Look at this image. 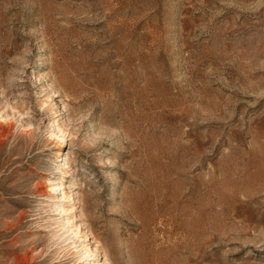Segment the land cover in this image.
Here are the masks:
<instances>
[{"label": "rangeland", "instance_id": "374dc122", "mask_svg": "<svg viewBox=\"0 0 264 264\" xmlns=\"http://www.w3.org/2000/svg\"><path fill=\"white\" fill-rule=\"evenodd\" d=\"M0 264H264V0H0Z\"/></svg>", "mask_w": 264, "mask_h": 264}]
</instances>
